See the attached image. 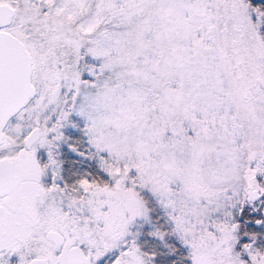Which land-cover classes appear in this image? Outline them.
<instances>
[{
  "label": "snow or ice",
  "instance_id": "obj_1",
  "mask_svg": "<svg viewBox=\"0 0 264 264\" xmlns=\"http://www.w3.org/2000/svg\"><path fill=\"white\" fill-rule=\"evenodd\" d=\"M0 264H264V0H0Z\"/></svg>",
  "mask_w": 264,
  "mask_h": 264
}]
</instances>
